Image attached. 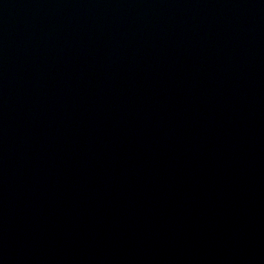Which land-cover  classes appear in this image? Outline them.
<instances>
[{
	"label": "water",
	"instance_id": "obj_1",
	"mask_svg": "<svg viewBox=\"0 0 264 264\" xmlns=\"http://www.w3.org/2000/svg\"><path fill=\"white\" fill-rule=\"evenodd\" d=\"M0 264H264V0H0Z\"/></svg>",
	"mask_w": 264,
	"mask_h": 264
}]
</instances>
